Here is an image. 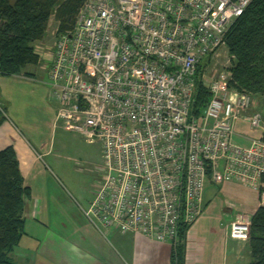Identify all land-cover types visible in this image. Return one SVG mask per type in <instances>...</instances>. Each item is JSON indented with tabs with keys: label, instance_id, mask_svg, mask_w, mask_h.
Here are the masks:
<instances>
[{
	"label": "built area",
	"instance_id": "1",
	"mask_svg": "<svg viewBox=\"0 0 264 264\" xmlns=\"http://www.w3.org/2000/svg\"><path fill=\"white\" fill-rule=\"evenodd\" d=\"M249 2L86 0L70 32L54 30L35 50L57 100L55 125L101 143L102 178L85 210L99 230L174 250L179 225L201 213L206 181L257 189L264 206V116L228 86V69L201 68ZM196 80L210 92L198 115ZM237 120L258 130L246 146L232 141ZM228 235L247 241L249 218L232 220Z\"/></svg>",
	"mask_w": 264,
	"mask_h": 264
},
{
	"label": "crops",
	"instance_id": "2",
	"mask_svg": "<svg viewBox=\"0 0 264 264\" xmlns=\"http://www.w3.org/2000/svg\"><path fill=\"white\" fill-rule=\"evenodd\" d=\"M39 61V64L43 62ZM24 69L18 75H0V107L4 114L0 122V149L6 145L13 147L23 185L29 188L23 208L25 234L11 255L13 261L16 264H171V248L167 243L112 228L99 230L85 215L90 201L86 206V202L79 204L48 176L42 158L52 152L48 138L55 127L56 110L49 108L45 119L26 111ZM250 98L251 109L260 111L264 107L262 97ZM233 131L232 141L241 146L248 145L259 134L238 120ZM259 206L257 189L236 182L206 181L201 213L185 233L182 264H248L251 260L248 241L230 238L228 227L232 220L250 218Z\"/></svg>",
	"mask_w": 264,
	"mask_h": 264
},
{
	"label": "trees",
	"instance_id": "3",
	"mask_svg": "<svg viewBox=\"0 0 264 264\" xmlns=\"http://www.w3.org/2000/svg\"><path fill=\"white\" fill-rule=\"evenodd\" d=\"M85 1L0 0V75H18L26 65L38 64L34 46L45 37L49 20L55 21L57 34L70 32ZM224 46L229 59L228 86L264 99V0H250L227 28ZM209 99L208 89L196 80L190 113L198 115ZM3 119L0 107V122ZM261 137L264 141V122ZM28 196L13 147L6 145L0 149V264H16L11 255L25 234L23 208ZM188 226L181 223L178 227L171 264H182ZM247 241L248 264H264V206L257 207L249 218Z\"/></svg>",
	"mask_w": 264,
	"mask_h": 264
},
{
	"label": "rangeland",
	"instance_id": "4",
	"mask_svg": "<svg viewBox=\"0 0 264 264\" xmlns=\"http://www.w3.org/2000/svg\"><path fill=\"white\" fill-rule=\"evenodd\" d=\"M56 27L51 18L48 23L46 37L35 43L34 49L39 52L51 45L54 40L52 32ZM52 41V42H51ZM40 60V59H39ZM40 62V61H39ZM44 62L25 66V109L32 115L46 118V111L57 106L52 94ZM229 67L228 54L224 45L220 46L208 59L202 62L205 73L215 72ZM264 115V107H260ZM31 120V119H30ZM49 132L52 152L42 158L48 176L55 180L69 198L79 204L91 200V193L102 178L101 143L97 140L88 142L80 134L65 130L60 124ZM45 129H43L44 131ZM52 176V177H51Z\"/></svg>",
	"mask_w": 264,
	"mask_h": 264
}]
</instances>
